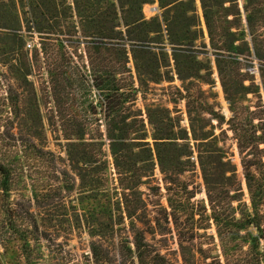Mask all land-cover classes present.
Here are the masks:
<instances>
[{
  "label": "rangeland",
  "instance_id": "obj_1",
  "mask_svg": "<svg viewBox=\"0 0 264 264\" xmlns=\"http://www.w3.org/2000/svg\"><path fill=\"white\" fill-rule=\"evenodd\" d=\"M0 264H264V0H0Z\"/></svg>",
  "mask_w": 264,
  "mask_h": 264
},
{
  "label": "trees",
  "instance_id": "obj_2",
  "mask_svg": "<svg viewBox=\"0 0 264 264\" xmlns=\"http://www.w3.org/2000/svg\"><path fill=\"white\" fill-rule=\"evenodd\" d=\"M145 5V3L141 4L140 7L138 8V13H139V16L141 18H143V14H142V8L143 6ZM101 85V84H100ZM234 133H235V130H234ZM245 179H246V183H247V187H248V190L250 192V195H251V200H252V203L254 202V192H253V187L251 186V181L254 179V177L250 174V173H247L246 176H245ZM257 197V196H256ZM236 199V198H235ZM213 220L214 222L216 223V225L218 224L219 220L218 218L216 217L215 215V212L213 214ZM247 225L248 227H254V228H257V224H255V222H253V219H248V222H247ZM136 248L137 250H139L140 248V245L136 244ZM95 255V254H94Z\"/></svg>",
  "mask_w": 264,
  "mask_h": 264
}]
</instances>
